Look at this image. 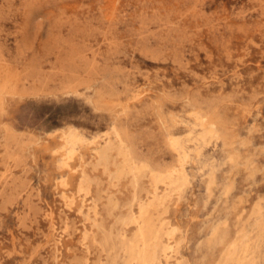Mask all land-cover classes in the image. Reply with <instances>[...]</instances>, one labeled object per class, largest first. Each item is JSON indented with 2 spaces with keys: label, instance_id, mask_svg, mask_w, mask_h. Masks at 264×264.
I'll return each instance as SVG.
<instances>
[{
  "label": "rangeland",
  "instance_id": "rangeland-1",
  "mask_svg": "<svg viewBox=\"0 0 264 264\" xmlns=\"http://www.w3.org/2000/svg\"><path fill=\"white\" fill-rule=\"evenodd\" d=\"M155 198L165 264H264V0H0V264L127 263Z\"/></svg>",
  "mask_w": 264,
  "mask_h": 264
},
{
  "label": "bare ground",
  "instance_id": "bare-ground-1",
  "mask_svg": "<svg viewBox=\"0 0 264 264\" xmlns=\"http://www.w3.org/2000/svg\"><path fill=\"white\" fill-rule=\"evenodd\" d=\"M211 128V127H210ZM207 129V128H206ZM209 130V129H208ZM212 130V129H211ZM216 135V134H215ZM204 136V135H203ZM180 138V137H179ZM203 138V137H202ZM204 139V138H203ZM111 149V145H107L105 148L101 149L99 151V158L100 160H103V162H107L109 159V150ZM178 149V148H177ZM97 151V150H96ZM98 152V151H97ZM186 161V160H185ZM144 163V162H143ZM130 161H128V165H130ZM136 164V163H135ZM137 165V164H136ZM101 166V165H100ZM99 166V167H100ZM132 166V165H130ZM182 166V165H181ZM187 167V166H186ZM108 169V168H107ZM134 169V168H133ZM150 169V168H149ZM148 167H135V170H132L135 174L136 180H138L139 177L144 176L147 173L152 174V178L154 180V183H157L158 181H161L162 177L155 175L152 171H150ZM116 170V169H115ZM175 172V171H174ZM181 173V172H180ZM184 173V172H183ZM186 174V173H185ZM164 176V175H163ZM113 178V177H112ZM132 180V179H131ZM142 181V180H141ZM138 182V181H137ZM176 182V181H175ZM165 183V182H164ZM182 183V181H181ZM191 183V181H190ZM140 184V183H139ZM192 184V183H191ZM183 185V184H182ZM133 186V185H132ZM156 186V185H155ZM180 186V185H179ZM135 187V186H134ZM140 187V186H139ZM153 188V187H152ZM172 188V187H171ZM142 189V188H141ZM185 189V188H184ZM90 190V189H89ZM173 192V191H172ZM97 199V198H96ZM158 198H155L154 200L150 201L148 204L143 205L141 208V216L139 218H133V219H127V221L132 222L137 228V235L136 241L134 240H128L125 233H120L121 236V248L125 250V252H128L130 254V259L127 263L124 264H165L162 261L163 255L166 254L168 251L166 248H164L162 245L164 244L163 241L161 243V239L163 236H161V230L157 228L156 221L154 220L155 216L152 215V211L155 209L156 205L161 204L158 202ZM140 202V201H139ZM134 203V202H133ZM106 204V203H105ZM136 203H134L135 205ZM142 205V204H141ZM107 212V211H106ZM115 213V212H114ZM117 213V212H116ZM135 213V212H134ZM140 215V214H139ZM117 216V215H116ZM124 216V215H123ZM126 216V215H125ZM135 217V216H134ZM104 219V218H103ZM159 220V219H158ZM162 221V219H160ZM168 220V219H167ZM165 221V220H164ZM126 222V220H125ZM160 223V221L158 222ZM165 223V222H164ZM163 222L160 226H162ZM129 226V225H126ZM126 226H124L126 228ZM171 226V225H170ZM122 226H120L121 228ZM123 227V228H124ZM110 228V227H109ZM128 228V227H127ZM136 228V229H137ZM163 228H165L163 226ZM162 228V229H163ZM119 229V228H118ZM128 231V230H127ZM180 231V230H179ZM178 232V231H177ZM176 233V232H175ZM163 234V230H162ZM167 235V233H165ZM164 235V234H163ZM165 235V236H166ZM103 236V235H102ZM164 236V237H165ZM154 241V243H153ZM185 241V240H184ZM152 244V245H151ZM165 245V244H164ZM167 245V244H166ZM167 247V246H166ZM169 250V249H168ZM124 252V253H125ZM175 253V252H174ZM165 257V256H164ZM169 257V256H168ZM167 257V259L170 261V259ZM187 259V258H186ZM185 259V260H186ZM125 260V259H124ZM123 260V261H124ZM119 261V260H118ZM122 262V261H119ZM123 263V262H122ZM112 264V263H111ZM116 264V263H115ZM169 264V263H168ZM179 264V263H178Z\"/></svg>",
  "mask_w": 264,
  "mask_h": 264
}]
</instances>
